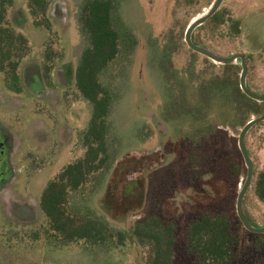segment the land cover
Listing matches in <instances>:
<instances>
[{
    "label": "rangeland",
    "instance_id": "374dc122",
    "mask_svg": "<svg viewBox=\"0 0 264 264\" xmlns=\"http://www.w3.org/2000/svg\"><path fill=\"white\" fill-rule=\"evenodd\" d=\"M85 1L51 0V33L34 27L27 0H16L10 11V19L29 38L33 51L21 69L23 94L10 92L0 74V132L9 138L4 146L5 184L11 187L6 190L8 199H17L18 206L29 207L30 212L40 205L49 182L85 152L80 136L88 127L92 107L75 99L76 72L88 46L80 23ZM213 2L118 0L115 22L132 40L101 76L114 99L112 165L99 181L72 193L68 209L128 235L150 216L175 223V264H196L187 253L188 227L195 219L206 213L226 214L240 238L238 264H264V236L256 237L238 223V197L247 178L239 136L247 123L239 110L237 85L215 86L205 95L202 86L223 77L226 65L193 52L185 42L189 25ZM221 9L242 21L241 35L228 36V23H211L195 31V43L224 57L244 55L248 87L264 95V0H226ZM48 47L65 52L50 81L42 67ZM234 65L240 82L241 62ZM182 94L187 107L179 113L172 109V96ZM262 115L264 111L249 114V121ZM246 147L255 172L243 211L254 226L264 227V204L255 195L256 180L264 169V122L249 132ZM195 153L201 160L206 155L203 165H192ZM43 221L41 217L37 223ZM131 237L123 246L95 249L98 256L74 247L76 252L64 257L69 264H150V248Z\"/></svg>",
    "mask_w": 264,
    "mask_h": 264
},
{
    "label": "trees",
    "instance_id": "16d2710c",
    "mask_svg": "<svg viewBox=\"0 0 264 264\" xmlns=\"http://www.w3.org/2000/svg\"><path fill=\"white\" fill-rule=\"evenodd\" d=\"M51 4V0H27L28 13L34 27L48 33L53 31L49 16ZM16 5V0H0V74L10 92L21 94V69L24 61L31 56L33 46L10 19V11ZM117 12L118 0H86L81 7L80 23L88 46L76 72L75 99L88 102L92 107V116L87 129L80 136L84 155L65 167L43 192L41 207L48 226L46 231L49 239L55 238L60 246L84 244L88 249H106L115 243L123 246L128 237L132 236L142 247L150 248V264H175L178 242L175 223H166L159 215L150 216L139 221L128 235L123 231L115 233L108 225L92 216L70 212L68 209L71 194L94 184L112 165L113 155L109 143L114 99L111 90L102 83L101 76L123 56L132 40L127 31L117 26ZM211 23H220L221 26L228 23L230 27L227 34L230 37L240 36L243 30L242 21L228 16L222 9L202 27ZM193 40L195 42L194 37ZM43 55V69L46 78L50 80L56 61L62 60L65 52L59 53L48 47ZM224 67V76L214 78L210 84L205 83L202 92L206 95L215 86L229 89L237 85L239 110L246 116L244 122L248 123L249 114L263 113L264 103L254 101L243 93L238 81L237 66ZM172 99V109L183 112L184 107H187L183 94L180 98L172 96ZM239 156L243 158L241 153ZM206 159V155L201 160L195 153L191 163L195 166L198 162L201 166ZM130 190L132 188H129L128 193ZM255 195L264 204V169L256 180ZM238 223L244 226L240 219ZM235 228V222L229 215L202 214L188 227V255L196 264H238L240 238Z\"/></svg>",
    "mask_w": 264,
    "mask_h": 264
},
{
    "label": "flooded vegetation",
    "instance_id": "af4514ba",
    "mask_svg": "<svg viewBox=\"0 0 264 264\" xmlns=\"http://www.w3.org/2000/svg\"><path fill=\"white\" fill-rule=\"evenodd\" d=\"M23 93L24 87L21 94ZM8 140L9 138L0 132V264H69L64 256L72 255L78 250L98 256L99 253L97 254L95 249H84V244L60 246L55 238L49 239L41 201L37 207L39 212L37 208L30 212L29 207L20 208L17 199H8L6 190L11 187L10 184H5L7 171L4 167V146ZM41 217L44 221L39 225L37 222Z\"/></svg>",
    "mask_w": 264,
    "mask_h": 264
},
{
    "label": "water",
    "instance_id": "95a60500",
    "mask_svg": "<svg viewBox=\"0 0 264 264\" xmlns=\"http://www.w3.org/2000/svg\"><path fill=\"white\" fill-rule=\"evenodd\" d=\"M226 0H214L213 4L210 6V8L201 16L197 17L188 27L185 35V42L188 45L189 49L192 50L195 53H198L200 55H203L213 61L216 64L219 65H234L237 62H241L242 67V74L240 78V87L243 93L248 96L250 99L257 101L259 103H264V95H257L253 93L247 84V76H248V65L246 61V57L241 54L233 55L230 57H224L221 56L210 49L203 47L201 45H198L193 40V35L197 29L202 27L204 24H206L218 11L221 9L222 5L225 3ZM264 122V115L255 118L251 121H249L243 128L240 136H239V147L241 150V153L243 155L245 164L247 166V178L244 184V187L242 191L239 194L238 197V203H237V212L239 219L243 223L245 229L253 234L257 235H264V227H256L254 226L245 216L243 211V203L245 195L251 185L252 179L254 177L255 172V165L254 161L250 155V153L247 150L246 147V137L249 134V132L258 124Z\"/></svg>",
    "mask_w": 264,
    "mask_h": 264
}]
</instances>
